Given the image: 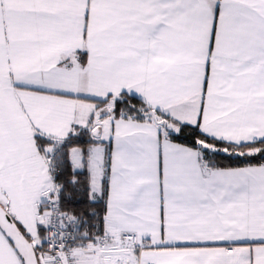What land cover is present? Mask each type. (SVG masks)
Returning <instances> with one entry per match:
<instances>
[{"label": "snow or ice", "instance_id": "1", "mask_svg": "<svg viewBox=\"0 0 264 264\" xmlns=\"http://www.w3.org/2000/svg\"><path fill=\"white\" fill-rule=\"evenodd\" d=\"M0 264H264V0H0Z\"/></svg>", "mask_w": 264, "mask_h": 264}]
</instances>
